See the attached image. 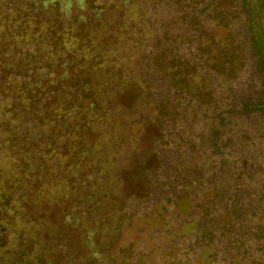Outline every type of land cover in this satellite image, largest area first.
<instances>
[{"label":"trees","instance_id":"16d2710c","mask_svg":"<svg viewBox=\"0 0 264 264\" xmlns=\"http://www.w3.org/2000/svg\"><path fill=\"white\" fill-rule=\"evenodd\" d=\"M62 1L73 3L77 12L67 9L65 14L61 9L64 3L59 5L58 0H0L1 87L12 98L10 106L20 113L16 131H25L24 123L32 120L44 128L43 134L35 137H43L37 152L51 155L52 161H57L52 165L53 177L59 173L64 179L61 196L51 201L61 204L57 205L61 228H70L74 204L93 203L94 207L97 198L109 203L107 211L117 210L136 220H145L153 211L160 215L165 205L173 203L183 216L179 229L194 223L202 229L194 239L207 237L210 242L221 226L215 224L216 217L211 218L209 208L220 197L215 189L205 187L211 179L207 163L212 156L221 158L227 144L221 133L227 121L224 115L264 112V101L243 102L236 111L220 109L219 96L205 80L191 85L187 78L165 79L166 67L162 72L159 69L165 57L163 52H172L166 61L170 68L175 65L177 54L171 46L159 47L157 33H151L147 39L138 26L125 30L122 24L127 26V22L109 21L98 0ZM124 1L127 0L120 5L124 6ZM238 2L246 8L249 47L264 88V21L260 25L255 22L260 19L259 13L252 10L249 0ZM119 36L133 42L134 48L130 47L128 52L136 55L138 72L143 70L137 78L126 72L124 50L118 54L112 50ZM230 48L226 55L229 58ZM150 64L154 69L148 72ZM133 106L137 111H133ZM189 117L196 123L191 137L184 134ZM132 127L135 132L130 131ZM151 127L160 131L155 140L163 141L166 136L169 139L148 151L140 131ZM42 141L48 144L42 146ZM117 155L123 158L120 164L115 162ZM113 176L118 186L111 193L109 180ZM126 185L135 190L129 192ZM29 187H23L24 193ZM197 188L204 193L203 201L191 204L190 195ZM206 193L209 195L205 196ZM104 206L98 205V209ZM196 210L199 220L194 217ZM187 214L191 215V222L187 221ZM115 224L107 219L102 223L108 246L121 236V223ZM41 232L42 229L37 235L50 262L65 261L61 260L58 247H67V243L61 242L58 235L46 238ZM22 236L29 244L28 236ZM86 245V241L80 243L81 256L85 255ZM92 245L97 254L108 251L99 243ZM232 262L239 264L236 258Z\"/></svg>","mask_w":264,"mask_h":264},{"label":"rangeland","instance_id":"374dc122","mask_svg":"<svg viewBox=\"0 0 264 264\" xmlns=\"http://www.w3.org/2000/svg\"><path fill=\"white\" fill-rule=\"evenodd\" d=\"M58 1L59 5L64 3L61 9L65 14L68 13L67 9L77 12L73 3ZM98 1L105 7L104 13L109 21H126L127 26L122 24L125 30L138 26L147 39L155 32L161 49L174 48L172 51L177 55L174 56L175 65L172 68L166 63L172 52H163L165 57L160 61V71L166 67L165 79L187 78L191 85L205 80L207 86L219 96L220 109L236 111L243 102L264 101L263 84L249 47L248 15L238 0H127L124 6L120 5L122 0ZM249 5L253 11L258 10L260 19H255V22L260 25L264 21V0H249ZM132 44L125 36H119L112 50L117 54L124 50L126 72L130 77L137 78L143 70L138 72L136 55L128 52L130 47L134 48ZM228 47H231L230 58L226 56ZM152 69L154 66L150 64L148 72ZM156 71L159 72L158 69ZM1 85L2 81V264H54L44 253V243L37 235L41 229L44 237L58 235L61 242L67 243V247H58L61 260H65H59V264H234L232 261L235 258L239 264H264V112L244 116L224 115L227 121L221 133L222 140L227 144L222 149L221 158L208 157L207 163L211 179L205 187L215 189L214 193L220 197L217 204L209 208L211 218L216 217L215 224L221 226L210 242H207V237L194 239L202 232L194 223L179 229L183 216L173 203L165 205L160 215H156L155 211L149 213L145 220H136L129 214L123 216L117 210L107 211L109 203H102L101 198L94 199V207L93 203L92 206L77 203L71 207L75 215L70 218L71 229L65 227L68 229L66 232L60 226L58 215L60 208L57 205L61 204L51 203L54 197H60L63 192V175L58 173L54 178L52 170L55 168L52 165L55 166L57 161L53 162L51 155L47 154L46 157L37 152L43 137L40 140L35 137L42 135L44 128L32 120V123L23 122L26 124L25 131H16L21 116L17 108L10 106L12 98L6 95ZM133 107V111H137L136 106ZM188 120L184 134L191 137L196 123L191 117ZM135 129L132 127L130 131L135 132ZM140 133L145 137L143 141L148 151L169 139L166 136L163 141L155 140L156 135L160 134L155 127L146 131L142 129ZM175 142L179 144L178 139ZM47 144L42 141L40 145ZM115 162L120 164L123 158L117 155ZM114 177L109 180L111 193L116 192L118 186ZM23 187H29V191L24 193ZM126 188L129 192L135 190L133 186L126 185ZM195 191L190 195L191 204L202 203L204 193L198 188ZM208 195L206 193L205 196ZM148 203L144 205L148 206ZM102 204L105 205L104 209L99 210L98 205ZM218 208L220 212H216ZM116 215L121 217L120 220ZM51 216H56V219ZM194 217L199 220L197 210ZM187 218L191 222V215L187 214ZM106 219L113 220L114 224L121 223V236L110 246L104 239L106 230L102 227ZM24 233L28 236L26 240L29 244L24 241ZM84 241L87 245L85 255L81 256L80 243ZM94 243L107 247L108 251L97 254L92 245ZM31 250L35 253L31 254Z\"/></svg>","mask_w":264,"mask_h":264}]
</instances>
